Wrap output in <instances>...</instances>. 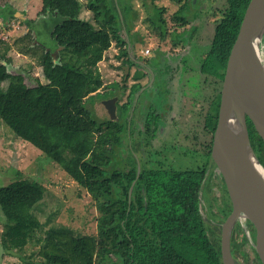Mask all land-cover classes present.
I'll use <instances>...</instances> for the list:
<instances>
[{"label":"trees","instance_id":"1","mask_svg":"<svg viewBox=\"0 0 264 264\" xmlns=\"http://www.w3.org/2000/svg\"><path fill=\"white\" fill-rule=\"evenodd\" d=\"M249 1L226 0L227 7L202 65L203 73L217 79L219 66L223 79ZM112 2L87 0L91 23L79 18L82 7L78 0H41L40 13L52 21L50 35L62 48L58 63L45 47L41 48L38 62L45 84L26 86L23 77H11L0 63V123L46 155L90 195L99 213L96 234L78 235L65 226H51L44 232L34 212L46 189L36 181L18 178L0 187V209L5 218L1 246L7 253L21 252L35 239L45 264H222L221 225L214 218L219 214L224 221L231 203L221 177L223 198L227 199L221 201L220 213L212 212L209 217L213 218L207 223L199 208L203 185H208L212 168L216 169L210 152L217 96L204 112L210 142L204 149L206 162L197 168H167L170 166L154 157L140 163L138 171L132 140L124 134L125 128H132L131 119H123L118 106L115 120H97L87 108L88 102L93 104L105 95L108 86L103 84L98 63L111 43L120 41L121 22ZM5 82L9 83L1 87ZM111 86L110 97H114L119 87ZM102 89L105 91L100 94ZM247 124L253 130L249 120ZM250 141L264 167L261 138L254 133ZM238 230L232 232L231 252L245 257L243 246L248 240L244 235L238 242ZM37 232L44 236L36 237ZM184 248L191 250V258L183 253ZM251 264H261L256 253Z\"/></svg>","mask_w":264,"mask_h":264},{"label":"rangeland","instance_id":"2","mask_svg":"<svg viewBox=\"0 0 264 264\" xmlns=\"http://www.w3.org/2000/svg\"><path fill=\"white\" fill-rule=\"evenodd\" d=\"M78 2L82 7L79 18L93 23V15L86 9L87 0H78ZM132 3V9L136 12L135 19L130 22V34L134 36V47L131 46L129 51L124 49L126 38L119 33V44L113 41L110 48L104 52L102 61L98 63V69L102 75L104 86L108 87L105 95L97 97L93 104L88 102L87 108L95 119L106 118L103 105L107 100L116 98L118 106L120 87L125 85L128 88L125 94H128L135 80L133 74L136 71V76L138 74L141 76L138 82L145 85L150 79L149 66L175 64L179 67L183 64L185 71L179 86L183 95L178 103L172 98L169 99L170 93L164 88L163 77L159 76L157 81V102L160 104L159 107L164 108L165 113L167 111L171 118L163 119L164 122L160 124V128L163 126L166 131V126H168V132L152 141L148 148L142 147L143 152L137 146L135 155L142 162L151 161L154 157L167 160L164 166L168 165L170 167L167 168L171 169L197 168L206 162V156L203 155V150L200 148L202 142L195 140L194 136L197 133V138H200L198 132H202V130L197 129H200L202 124L201 121L199 123L198 121L202 120L210 100L217 91V79L215 80L212 75L203 73L201 70L214 28L224 13L227 2L226 0H202L200 5L197 3L196 7L190 10L191 13H196L194 20L190 18L187 24L180 25L178 19L172 18L173 22H171L170 18L177 9L176 5L169 0L158 1V5L165 7L163 16L167 21L168 29L173 30L175 25L178 26L175 29L178 32L188 30L191 39L185 47L174 50H170L169 40H160L159 36L151 31L150 26L145 22L146 13L142 6H139V0H132ZM40 8L41 0H0V63L5 65L6 71L12 75L11 77L19 75L23 77L24 84L31 87L38 82L43 84L47 82L38 58L43 52L42 46L45 47V50H54L55 46V40L50 35L52 21L48 17L43 19V16H39ZM41 17L42 19L38 20ZM123 39L125 40L123 41ZM123 51L128 52L130 60L127 59V54ZM262 53L264 60V43L262 44ZM124 59L133 66L127 72L128 79L125 78L127 66L123 65ZM52 60L55 63L59 62V55L56 52L52 54ZM140 63L146 64L144 66L147 67L142 69L143 65L138 66ZM174 76L177 78L176 74ZM7 83L1 84V87H5ZM112 84H118L119 87L115 91L116 96L114 97H110ZM174 85L177 87L176 81ZM99 91L102 94L105 89ZM148 93L149 96L144 95L146 99L150 97L151 92ZM176 93H178V87L172 90L173 99ZM171 103L174 109L169 113L167 108ZM197 113L202 118L199 115L195 117ZM173 120L174 122L168 125ZM195 120L197 125H194ZM253 134L254 131L249 130V136L252 137ZM201 141L208 144L210 135H203ZM123 166L122 164L121 168ZM212 170L213 175L219 177L216 169ZM18 178L36 181L46 189L42 202L34 212L43 224L44 232L51 226H65L74 230L78 235L96 234V219L99 213L90 195L46 155L31 144L17 138L8 127L0 123V187L6 186ZM206 184L203 185L201 191L199 208L203 218L209 223L208 220L213 218L212 215L209 217L210 214L212 212L220 213L221 201L227 198H223L225 193L221 185L214 181H209L208 185ZM217 218L218 224L221 225L222 218L218 214L214 220L217 221ZM4 223L5 218L0 209V232ZM218 227H216V232ZM43 236L42 232L36 233V237L42 238ZM239 239H241V235ZM39 247L40 245L33 239L21 252L7 253L0 243V264H45L38 255ZM243 250L247 257L236 254L234 255L235 262L238 264L254 262V253L249 240L243 246ZM182 251L190 258L192 257L190 249L184 248Z\"/></svg>","mask_w":264,"mask_h":264},{"label":"water","instance_id":"3","mask_svg":"<svg viewBox=\"0 0 264 264\" xmlns=\"http://www.w3.org/2000/svg\"><path fill=\"white\" fill-rule=\"evenodd\" d=\"M263 39L264 0H250L228 55L210 152L231 203L220 227L222 264H236L230 239L239 217L252 225L255 253L264 264V177L259 171L264 167L252 147L247 124L249 120L264 144ZM116 101L112 98L103 105L109 120L116 119Z\"/></svg>","mask_w":264,"mask_h":264},{"label":"flooded vegetation","instance_id":"4","mask_svg":"<svg viewBox=\"0 0 264 264\" xmlns=\"http://www.w3.org/2000/svg\"><path fill=\"white\" fill-rule=\"evenodd\" d=\"M113 5L117 7V13L119 16V20L121 22V30L119 33H121L122 35H124V37L126 38L125 44L123 45L124 49H128V51L130 50L131 46H133L135 44V42H133V38L134 36L132 34H130V22L131 20L135 19L136 17V12L133 11L132 6V0H112ZM158 1L160 0H139L140 4L139 6H142V9L144 10V12L146 13L145 16V22L150 26L149 28L151 29V31L155 32L157 36H159L160 40H169L170 42V50H174V49H180L181 47H185L186 45H188L191 41L190 37H189V33L188 30H182L181 32H178L177 27L174 24V29L173 30H169L168 29V25H167V21L164 18V12H165V7L164 6H160L158 5ZM202 0H169V2H171L172 4L176 5L177 9L175 10V12L171 15V22H173L172 18L174 19H178V22L180 25L182 24H187L189 22V19H193L196 17V13H191L190 10L194 9L197 5H200ZM184 7V8H183ZM41 8H42V3H41ZM40 8V11H41ZM121 8H122V12H121ZM152 11L156 12V15H152L153 18H151L150 14L152 13ZM122 13H124V15L126 16V21L124 20V17L122 15ZM181 15V16H180ZM184 15V16H183ZM39 16H43V19L47 18V15H43L42 13H40ZM223 16V14H222ZM221 16V18H222ZM176 17V18H175ZM181 17H183V20H181ZM221 18L217 21L218 22L221 20ZM42 19L39 18L38 20ZM37 20V21H38ZM36 22V21H35ZM34 23V22H33ZM154 23V24H153ZM216 24V26H217ZM215 26V27H216ZM51 31V30H50ZM192 31H194V29H192ZM215 31V28H214ZM214 35V33H213ZM123 37V36H122ZM213 38V36H212ZM125 39H123L124 41ZM211 43V42H210ZM263 43H264V39H263ZM210 46V44H209ZM209 46L207 48L206 54L209 50ZM126 47V48H125ZM134 47V46H133ZM49 51L51 53V56L54 52H52V50H46ZM125 54H127V59L130 60V56H128V52L123 51ZM123 65L126 67L125 70V75H126V79L127 75H128V70L130 67H133L131 65V63L127 62L124 59ZM143 65L142 69H144V66L146 64H138V66ZM138 69V68H137ZM148 71L150 73V79L149 81H147L145 83V85H141L138 81H140L139 77L141 78V76L138 74L136 76L135 73H137V71L132 75L133 78L135 79L131 89L129 91L128 94H125L126 90H128V88L124 86L120 87V94L118 96V98H120V100L118 101V107L120 109V112L122 114V118L127 120L132 121V128L127 129L125 128V135L128 136V138H131V142H132V148H133V156L136 159L137 162V167H138V171L140 170V163H147L148 160H145L144 162H142L140 159H138L135 155L136 152V147L139 146V149L142 150L143 152V148H148V146L151 145V142L159 139V137L164 136L168 130L169 127L166 126V131H164V128L162 126V128H160V124H162L163 119L167 120V119H171L169 118V114L168 112L165 111L159 107L160 104H158V95H157V81L159 80L158 77L162 76L163 80H164V88H166L168 90L169 94V99L172 98V100H174L176 103H178L181 100V97L183 95L182 90H180L181 88L179 87L181 85V81H182V77L185 71V68L182 65H179V67H177L175 64H157L155 67L153 66H149ZM202 71V70H201ZM139 72V71H138ZM174 74L177 75V78L174 76ZM161 77V78H162ZM124 78V80H125ZM215 78V77H214ZM216 80V78H215ZM222 80L221 79V69L219 66H217V91L214 97L217 96V103H219V99H220V92H221V86H222ZM177 82V87H178V93L175 94L174 99L172 97V90L173 88H177L174 85V82ZM126 82V81H125ZM124 82V83H125ZM180 88V89H179ZM123 90V91H122ZM148 92H151L150 97L146 99V97H144V95L146 94V96H149ZM145 100H147V102H145ZM211 101V100H210ZM172 102V101H171ZM168 110L170 111L169 113H171L173 111V105L168 104ZM161 113H160V112ZM202 118V116H200V114H196V116H198ZM201 121V128L197 129V130H202V132H198V137L200 136V138H197V133H195V140H198L200 142H202L200 148L203 150V155H204V149L206 147L205 142L201 141V137L203 135L206 134L205 129H204V115L202 120H199L198 123ZM174 122L171 121L168 123L172 124ZM194 125H197V122L195 120ZM128 130L130 132H128ZM125 142V141H124ZM123 157L126 158V151H125V145L123 147ZM144 158V156H143ZM159 158V157H157ZM160 162L163 161V163L167 162V160H161L159 158ZM124 165V164H123ZM199 166H202V164H200ZM213 169V168H212ZM211 181L216 182V184L218 183L219 185H221L222 187V183H221V179L220 176L216 177L213 175V170H212V177H211ZM219 215V214H218ZM219 217H221V215H219ZM249 221L246 220L244 217H239L236 224L233 227V230L235 228H238L239 233H238V242H240L241 239H239V236L241 235V238L245 235L247 240H249L250 245H251V249L253 251L254 249V230L252 225H249ZM232 230V232H233ZM232 236V233H231ZM230 247H231V239H230ZM255 252V249L253 251V253ZM238 253L233 254V258L234 255H236ZM241 254V253H240ZM257 255V254H256ZM247 257V254L246 256ZM258 257V256H257ZM253 261H255V253H254V259ZM236 264H238L236 262ZM249 264V263H248ZM251 264V263H250Z\"/></svg>","mask_w":264,"mask_h":264},{"label":"crops","instance_id":"5","mask_svg":"<svg viewBox=\"0 0 264 264\" xmlns=\"http://www.w3.org/2000/svg\"><path fill=\"white\" fill-rule=\"evenodd\" d=\"M60 49L61 48L57 47V43H55L54 50H52V52H54V54L56 52V54L59 55ZM49 50H51V49H49Z\"/></svg>","mask_w":264,"mask_h":264},{"label":"bare ground","instance_id":"6","mask_svg":"<svg viewBox=\"0 0 264 264\" xmlns=\"http://www.w3.org/2000/svg\"><path fill=\"white\" fill-rule=\"evenodd\" d=\"M259 171L261 172V174H262L263 177H264V170H262V169L259 167Z\"/></svg>","mask_w":264,"mask_h":264}]
</instances>
